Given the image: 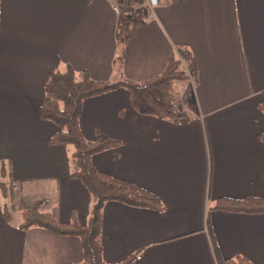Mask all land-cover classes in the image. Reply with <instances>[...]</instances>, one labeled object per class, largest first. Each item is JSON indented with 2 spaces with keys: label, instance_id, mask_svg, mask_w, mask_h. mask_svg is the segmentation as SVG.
I'll list each match as a JSON object with an SVG mask.
<instances>
[{
  "label": "crops",
  "instance_id": "obj_1",
  "mask_svg": "<svg viewBox=\"0 0 264 264\" xmlns=\"http://www.w3.org/2000/svg\"><path fill=\"white\" fill-rule=\"evenodd\" d=\"M140 7L145 23L119 46L120 11ZM180 50L195 69L174 85L188 122L139 115L125 89L83 104L85 139L121 143L96 155L94 167L165 206L108 202L103 259L217 264L214 239L225 261L264 264V214L211 211L223 199L264 200V0H159L152 10L138 0H0V184L9 180L19 192L8 206L0 187V264L83 261L78 238L20 229L25 205L43 203L63 224L75 213L86 225L91 214L90 193L71 178L74 149L50 145L60 129L39 117L50 73L71 67L77 79L141 84L161 76Z\"/></svg>",
  "mask_w": 264,
  "mask_h": 264
},
{
  "label": "trees",
  "instance_id": "obj_2",
  "mask_svg": "<svg viewBox=\"0 0 264 264\" xmlns=\"http://www.w3.org/2000/svg\"><path fill=\"white\" fill-rule=\"evenodd\" d=\"M146 9L140 7L132 10L124 9L119 13L117 42L123 47L135 34L137 28L145 23ZM122 56L120 57V61ZM195 69L191 54L180 50L177 57L172 58L166 71L159 77L145 83L130 81L118 83L96 82L87 73L77 79L76 72L69 67L64 73L53 71L45 85V100L39 109L41 120L55 124L60 131L55 133L49 144L72 147L71 178L79 181L90 193L93 203L90 219L83 225L73 213L68 224L60 223L50 213L42 212L40 203L37 206H21L22 223L20 229L29 231L41 229L59 237L78 238L83 249V261L79 264H107L103 259V208L108 202H118L132 208L150 209L163 212L165 206L154 194L121 179L98 171L93 165L96 155L121 146V143L108 138H100L96 142L85 139L80 116L86 100L99 97L119 89H125L131 97V106L141 116L169 120L174 123H186L189 119L177 108L174 85L178 81L193 79ZM263 101L259 109L264 115ZM264 144V134L260 136ZM2 163L1 172L4 177L5 168ZM5 197L13 199V188L0 184ZM211 211L239 213L249 215L264 214V200L248 198L245 200H219ZM210 230V218H207ZM213 252L217 264H252L242 256L225 261L220 255L217 244L212 240ZM138 255H133L120 264H136Z\"/></svg>",
  "mask_w": 264,
  "mask_h": 264
},
{
  "label": "built area",
  "instance_id": "obj_3",
  "mask_svg": "<svg viewBox=\"0 0 264 264\" xmlns=\"http://www.w3.org/2000/svg\"><path fill=\"white\" fill-rule=\"evenodd\" d=\"M145 5L149 10L156 8L159 5V0H138ZM44 204H40V208H43Z\"/></svg>",
  "mask_w": 264,
  "mask_h": 264
},
{
  "label": "rangeland",
  "instance_id": "obj_4",
  "mask_svg": "<svg viewBox=\"0 0 264 264\" xmlns=\"http://www.w3.org/2000/svg\"><path fill=\"white\" fill-rule=\"evenodd\" d=\"M1 180V179H0ZM4 181V182H3ZM2 182V184H5L6 186H7V188H10L11 187V185H10V181L9 180H2L1 181ZM13 188V187H12ZM14 190H13V192H14V194L16 193H18L19 194V192L18 191H15V188H13ZM6 203H7V205L9 206V204H10V200L9 199H7L6 200Z\"/></svg>",
  "mask_w": 264,
  "mask_h": 264
}]
</instances>
